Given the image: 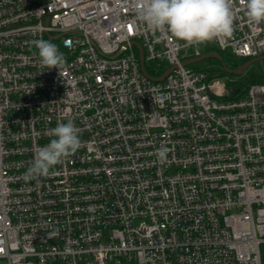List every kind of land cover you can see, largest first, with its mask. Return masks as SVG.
Masks as SVG:
<instances>
[{
	"label": "built area",
	"instance_id": "built-area-1",
	"mask_svg": "<svg viewBox=\"0 0 264 264\" xmlns=\"http://www.w3.org/2000/svg\"><path fill=\"white\" fill-rule=\"evenodd\" d=\"M135 3L0 0V264H262L264 80L229 91L184 66L201 44L149 30ZM233 12L214 48L264 56V22ZM39 39L70 52L61 75ZM134 43L145 68H175L150 79ZM68 120L79 149L27 176Z\"/></svg>",
	"mask_w": 264,
	"mask_h": 264
},
{
	"label": "clouds",
	"instance_id": "clouds-1",
	"mask_svg": "<svg viewBox=\"0 0 264 264\" xmlns=\"http://www.w3.org/2000/svg\"><path fill=\"white\" fill-rule=\"evenodd\" d=\"M250 22H264V0H240ZM138 19L152 31H167L188 45L222 41L233 33V0H136ZM38 50L41 67L60 69L65 64L58 46L47 40L33 42ZM52 137L44 147L36 150L26 175L30 178L47 176L50 169L75 153L80 145L79 129L74 121L58 123L48 131ZM166 149L158 150L165 156Z\"/></svg>",
	"mask_w": 264,
	"mask_h": 264
},
{
	"label": "rangeland",
	"instance_id": "rangeland-1",
	"mask_svg": "<svg viewBox=\"0 0 264 264\" xmlns=\"http://www.w3.org/2000/svg\"><path fill=\"white\" fill-rule=\"evenodd\" d=\"M57 46L60 49V52L63 56L69 55L70 52L66 48H64L62 46V44H57ZM200 48L205 53L206 50H208L210 48H214V42L212 41V42H208L205 44H201ZM220 52H222V55H223L222 56L220 54L223 58L221 61L214 59V58H208V59H205L199 63L192 64V65H190V67L194 68V69L212 70L214 72L216 78L223 80V81H226L227 83L230 80V78L233 82H240L241 80L245 79L246 77L252 78V76H263L264 75V60L251 64L247 68V70L242 74L241 73H238V74L230 73V74H228L227 70L235 71L251 59L246 61L245 59L239 58V57L235 56L231 50L220 51ZM225 74H227V75H225ZM237 86H239V85H237ZM261 254H262V264H264V243L261 245ZM112 264H130V263L125 262L121 259H116L115 262Z\"/></svg>",
	"mask_w": 264,
	"mask_h": 264
},
{
	"label": "water",
	"instance_id": "water-1",
	"mask_svg": "<svg viewBox=\"0 0 264 264\" xmlns=\"http://www.w3.org/2000/svg\"><path fill=\"white\" fill-rule=\"evenodd\" d=\"M134 45L139 49V57H140V62H141V67H142V71L143 73L149 77L150 79L154 80V81H162L165 79V77L175 68V67H171L170 69H168L162 76L160 77H152L146 70L145 68V57H144V50L143 48L141 47V45L139 43H134ZM208 58H214V59H217V60H222V56L220 55V53H218L217 51H212V52H208V53H205L195 59H191V60H188V61H185L183 63L184 66H187V65H192V64H196V63H199L205 59H208ZM264 60V56H261L259 58H256V59H252V60H249L248 62H246L243 66H241L239 69L235 70V71H232V70H227L229 73H235V74H238V73H243L244 71L247 70V68L253 64V63H256V62H259V61H262Z\"/></svg>",
	"mask_w": 264,
	"mask_h": 264
},
{
	"label": "trees",
	"instance_id": "trees-1",
	"mask_svg": "<svg viewBox=\"0 0 264 264\" xmlns=\"http://www.w3.org/2000/svg\"><path fill=\"white\" fill-rule=\"evenodd\" d=\"M212 51H217L218 53H220L222 55V52L216 50L215 48H210V49L206 50L205 53L212 52ZM146 70L152 77H160L164 73V70H162L159 73L155 72L154 70H152L151 67H149V65L146 66ZM210 71L212 73H214L212 70H210ZM227 73L230 74L229 72H227ZM225 75H227V74H225ZM263 80H264V75L263 76H252V78L246 77L245 79L241 80L240 82H233L230 78V80L227 83V88L229 91H235L237 87L249 88L253 84L262 83ZM237 85H239V86H237Z\"/></svg>",
	"mask_w": 264,
	"mask_h": 264
}]
</instances>
